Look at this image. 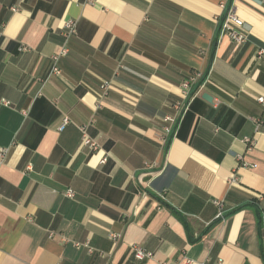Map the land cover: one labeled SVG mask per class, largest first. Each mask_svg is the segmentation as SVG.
Here are the masks:
<instances>
[{
    "label": "crops",
    "instance_id": "obj_1",
    "mask_svg": "<svg viewBox=\"0 0 264 264\" xmlns=\"http://www.w3.org/2000/svg\"><path fill=\"white\" fill-rule=\"evenodd\" d=\"M260 95L264 0H0V264H264Z\"/></svg>",
    "mask_w": 264,
    "mask_h": 264
},
{
    "label": "built area",
    "instance_id": "obj_2",
    "mask_svg": "<svg viewBox=\"0 0 264 264\" xmlns=\"http://www.w3.org/2000/svg\"><path fill=\"white\" fill-rule=\"evenodd\" d=\"M93 0H88V2L92 3ZM75 33V22L73 20H68L65 23V31L64 34L65 36H69L71 34ZM220 34H225L227 35L235 44H241L243 43L246 38H247V31L244 27L243 20L237 15L236 11L234 9H228L225 15V18L222 22L221 29H220ZM25 46H20L19 49H24ZM68 49L66 47H63L58 53L53 54L52 59L54 61L52 68L50 70L51 73L59 74L61 72L60 68L57 66L56 62L58 58L62 55H65L67 53ZM203 77V73L200 71H196L192 73L187 79L183 80L181 83V88H182V96L179 101H176L173 104V108L175 109V115L174 116H166L164 120L166 122L171 123L166 124L163 126V130L165 131L166 134H169L173 130L176 131L177 126L181 119L183 118L184 114L189 108L191 98L193 94L195 93L192 92V86L195 82H197L200 78ZM102 89L103 91H106L108 89V83L103 82L102 84ZM257 101L262 105V113L259 117H252L251 121L255 124L257 127L264 121V95H260L257 97ZM3 104L7 105L9 102L6 100H2ZM69 122V118L67 116H64L62 118V122L59 125V129H62L67 123ZM175 125L174 129H172V125ZM79 129L82 133V144L85 146H88L89 148L95 150L97 148V143L90 137V135L87 133V126L86 125H79ZM243 141L246 144L247 149H251L254 141L251 137L244 136ZM8 152V148H0V161L4 159ZM238 159H241V155H237ZM105 160V158H103ZM65 195L68 197H72L74 195V191L71 188H68L65 191ZM213 202L219 206V211L217 213V217H222L223 216V202L222 200L215 199ZM111 237H116V234H111ZM133 252L134 256L137 259H143L145 257H150L152 254L151 252L143 249L140 247L138 244H134L133 246ZM90 250V248H89Z\"/></svg>",
    "mask_w": 264,
    "mask_h": 264
},
{
    "label": "trees",
    "instance_id": "obj_3",
    "mask_svg": "<svg viewBox=\"0 0 264 264\" xmlns=\"http://www.w3.org/2000/svg\"><path fill=\"white\" fill-rule=\"evenodd\" d=\"M204 81V77L200 78L194 86H192V92L196 91L198 87L201 85V83Z\"/></svg>",
    "mask_w": 264,
    "mask_h": 264
},
{
    "label": "water",
    "instance_id": "obj_4",
    "mask_svg": "<svg viewBox=\"0 0 264 264\" xmlns=\"http://www.w3.org/2000/svg\"><path fill=\"white\" fill-rule=\"evenodd\" d=\"M202 96H203V98H205L206 100L211 101V96H210L209 94H207V93H203Z\"/></svg>",
    "mask_w": 264,
    "mask_h": 264
}]
</instances>
